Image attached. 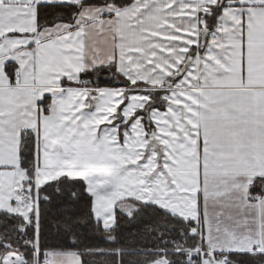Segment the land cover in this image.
<instances>
[{
  "label": "snow or ice",
  "instance_id": "obj_1",
  "mask_svg": "<svg viewBox=\"0 0 264 264\" xmlns=\"http://www.w3.org/2000/svg\"><path fill=\"white\" fill-rule=\"evenodd\" d=\"M0 264H264V0H0Z\"/></svg>",
  "mask_w": 264,
  "mask_h": 264
},
{
  "label": "trees",
  "instance_id": "obj_2",
  "mask_svg": "<svg viewBox=\"0 0 264 264\" xmlns=\"http://www.w3.org/2000/svg\"><path fill=\"white\" fill-rule=\"evenodd\" d=\"M102 247H108V245H101Z\"/></svg>",
  "mask_w": 264,
  "mask_h": 264
}]
</instances>
